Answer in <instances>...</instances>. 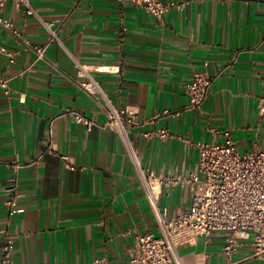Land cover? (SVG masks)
<instances>
[{
	"label": "crops",
	"instance_id": "obj_1",
	"mask_svg": "<svg viewBox=\"0 0 264 264\" xmlns=\"http://www.w3.org/2000/svg\"><path fill=\"white\" fill-rule=\"evenodd\" d=\"M178 1L187 3L161 22L119 0H31L60 38L40 59L0 25V44L20 50L13 63L0 54V76L11 88L7 94L0 86V253L8 226L15 264L121 263L139 234L160 232L123 137L105 127L108 103L79 86L77 61L113 104L137 112L142 123L131 129V141L157 178L195 172L196 143L222 142L226 129L242 151L264 147V0ZM5 14L31 42L48 38L24 7L9 1ZM194 72L213 81L203 106L187 109ZM73 111L98 125L87 129ZM161 128L169 130L166 138L145 135ZM13 179L22 196L9 222ZM156 186L160 207H190L192 184ZM222 247L221 234L200 235L180 245L181 264H224ZM235 261L264 264L249 242L238 246Z\"/></svg>",
	"mask_w": 264,
	"mask_h": 264
},
{
	"label": "built area",
	"instance_id": "obj_2",
	"mask_svg": "<svg viewBox=\"0 0 264 264\" xmlns=\"http://www.w3.org/2000/svg\"><path fill=\"white\" fill-rule=\"evenodd\" d=\"M9 1L16 6L24 7L27 14L41 19L48 31V38L43 44L31 42L25 34L16 28L14 22L5 14ZM121 3H132L143 6L147 12L164 22L165 14L172 8H182L187 1L178 0H119ZM0 25L19 38L25 49L36 53L37 58H44L50 45L60 41L53 21L44 20L32 5L31 0H0ZM20 50L11 51L6 45L0 44V54L8 56L9 62L15 61ZM78 84L88 94L101 95L108 103V121L105 127L117 131L123 137L130 155L134 160L147 195L153 206L160 232L148 231L139 234L130 250L129 259L114 264H181L179 247L191 242L200 235L211 237L217 233L223 236L224 264H236L235 253L242 242H249L254 247V255L264 260V147L251 151L238 148L231 130L223 131L222 142L199 141V161L195 172L189 176L157 178L140 164L137 149L133 146L130 132L133 127L141 124L137 112L129 107L116 106L107 97L101 82L84 64L77 61ZM213 78L203 72H194L187 86L190 104L187 109L203 106L209 93ZM0 86L7 94L11 93L9 79L0 76ZM261 112L264 113V99ZM78 123L91 130L98 122L79 111H73ZM178 114L165 110V114ZM159 115L156 119L160 118ZM149 120L148 122H152ZM147 137L166 138L169 130L161 128L146 132ZM185 182L193 185L192 202L188 209L170 212L160 207V190L158 182ZM21 192L15 179L8 187L6 206L8 221L20 211ZM4 244L0 253V264H15V235L7 226L2 230ZM106 264H113L107 262Z\"/></svg>",
	"mask_w": 264,
	"mask_h": 264
}]
</instances>
